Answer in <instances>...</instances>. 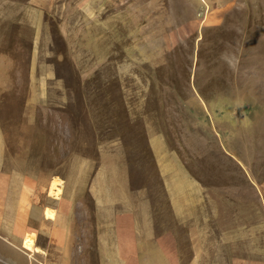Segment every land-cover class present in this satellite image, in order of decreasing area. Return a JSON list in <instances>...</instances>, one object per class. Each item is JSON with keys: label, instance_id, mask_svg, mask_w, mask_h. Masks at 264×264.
<instances>
[{"label": "rangeland", "instance_id": "1", "mask_svg": "<svg viewBox=\"0 0 264 264\" xmlns=\"http://www.w3.org/2000/svg\"><path fill=\"white\" fill-rule=\"evenodd\" d=\"M67 1L79 22L96 3L89 19L100 22L105 45L115 46L96 65L55 51L49 61L65 90L48 87L35 100L22 92L30 34L11 25L8 38L0 37V59L13 65L0 88L7 177L60 182V196L75 205L78 264H170L173 255L187 264L190 233L215 241L250 233L239 255L264 263V0ZM52 26L54 50L67 56ZM92 182V194L115 197L117 211L133 216L136 259H97ZM32 244L23 247L31 253ZM40 246L47 259L56 255L38 235L36 264L44 262Z\"/></svg>", "mask_w": 264, "mask_h": 264}, {"label": "crops", "instance_id": "2", "mask_svg": "<svg viewBox=\"0 0 264 264\" xmlns=\"http://www.w3.org/2000/svg\"><path fill=\"white\" fill-rule=\"evenodd\" d=\"M95 5L96 3H91L89 7L93 8ZM55 7L60 8V15L54 16L55 20L49 19L47 12ZM73 8L67 0H0L2 40L8 38L11 25L14 27L19 25L30 34L27 38L30 47L26 76L28 89L22 92L30 94L35 100L44 96L48 87L65 90L63 79L56 73L54 63L49 61L55 56V51L58 57L65 58L64 60L69 58L72 62H83L84 58H89L88 61L96 65L99 63L98 60L108 53V49L115 46V40L113 45L106 46L105 39L98 37L100 22L94 17L89 19V15L95 14L94 10L89 8L88 19L79 22L74 19ZM11 17L14 23H11ZM101 20L106 24L103 18ZM53 23L56 24L65 42L67 56H63L56 48L54 50L50 31ZM101 34L103 35L102 32ZM129 59L135 60L136 56L135 58L131 56ZM8 68H10V60L0 59L1 91L10 82L5 76ZM82 72L90 71L82 70ZM49 83L50 86H48ZM9 86L16 90L18 83L13 85L11 82ZM154 142L156 143L155 139ZM6 154L5 137L0 129V264H36L38 235L45 237L56 252L54 257L47 259L48 251L40 246L44 262L39 264H78L79 262L73 260L77 257V252L72 245V238L79 234L74 232V223L71 222L73 221L72 212L75 210L73 201L51 193L50 185L53 177L46 179L44 175L37 176V174L7 177L9 175L7 173L10 172L6 170L10 166L6 164H9L10 160L7 159ZM100 168L94 173L92 181L98 180L97 174H100ZM42 184L45 185L43 196ZM94 185L93 182L90 184L91 194L92 190L97 189ZM106 188L109 189L110 186ZM92 195L98 223L95 238L97 259L100 254L112 255L118 261L126 255H132L133 259H136L137 233L135 230L137 229L133 216L122 210L117 211L119 202L115 197L109 195L103 197V193L100 194L101 196ZM210 234L190 233L192 258L187 264H264L256 257L239 255L238 250L242 251L241 253L244 252L245 245L249 242L245 239L251 238L250 233H224L219 236L218 241L211 239L208 236ZM25 235L34 237V243L29 239L34 245L31 253L23 247L25 239H28ZM27 256L30 258L27 259ZM172 261L174 264H184L174 255Z\"/></svg>", "mask_w": 264, "mask_h": 264}, {"label": "bare ground", "instance_id": "3", "mask_svg": "<svg viewBox=\"0 0 264 264\" xmlns=\"http://www.w3.org/2000/svg\"><path fill=\"white\" fill-rule=\"evenodd\" d=\"M59 181H55V180H53L52 181V184H51V189H53V195H56V196H58V195H60V185H59ZM52 193V192H51ZM32 244V242L29 240V239H25V245H31Z\"/></svg>", "mask_w": 264, "mask_h": 264}]
</instances>
